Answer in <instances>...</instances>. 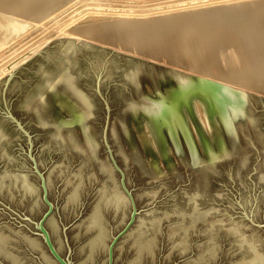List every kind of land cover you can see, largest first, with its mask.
<instances>
[{"label":"water","instance_id":"95a60500","mask_svg":"<svg viewBox=\"0 0 264 264\" xmlns=\"http://www.w3.org/2000/svg\"><path fill=\"white\" fill-rule=\"evenodd\" d=\"M77 41L0 78V264H264V96Z\"/></svg>","mask_w":264,"mask_h":264},{"label":"rangeland","instance_id":"374dc122","mask_svg":"<svg viewBox=\"0 0 264 264\" xmlns=\"http://www.w3.org/2000/svg\"><path fill=\"white\" fill-rule=\"evenodd\" d=\"M5 1L2 0V2L5 3V7L7 6L6 9L4 6H1L4 3L2 4V2H0V78L27 61L30 57L42 49L50 40L60 37H69L75 38V44L78 43L77 39L80 38L138 58H142L203 78H208L210 80L212 79L213 81L219 83L264 96V91H255L249 87L238 85L237 83H227L226 81H220L216 77L212 76V68L216 72H219L221 67L226 66L225 62H221L219 58L216 57L217 53L215 52L210 55L209 58L206 56L205 58H202L197 55V57L199 56V58L196 57V59H199L197 61H201L199 64L200 66L196 64L197 66L195 65V67L193 64H190L189 57L186 53L178 51L179 53L176 52L175 57H177L180 61L182 60V62L184 61V64L175 65L174 60L170 61L169 59H165L166 57L160 53L161 51L158 50V48L156 49V47L153 45L154 51L152 43L150 41H144V36L139 30V32H136L137 30L134 29L136 31L131 30V32L129 30H123L118 26H111V28H113L111 31H109L111 29L110 28L107 30L102 29L99 31L100 33H89L77 31L76 29V26L78 25H90L92 24L91 22L98 20L109 22L114 20H144L164 14H177L181 11H191L199 8H207L209 6H227L240 1L248 2L253 0H49L47 3H44L43 1L39 2L38 0H33L34 2L32 0V2L28 0H14L15 2L13 0ZM7 2L10 4V6ZM30 2L31 4H29ZM38 3H40L42 7L38 6ZM43 3L44 5H42ZM25 5H28V8L30 6L33 7L28 9L27 7H24ZM34 6L36 7L34 8ZM8 7H10L11 10H9ZM12 7L16 8L17 10L14 8V10H12ZM23 7L24 9L22 10L21 8ZM25 8L29 14L25 13L27 12ZM49 8L51 9L49 10ZM5 10L10 12L8 13ZM13 11L17 12L14 14ZM31 11H34V13ZM105 30L106 33L109 31L111 34H105ZM128 31L131 32L130 34L132 36L128 34ZM101 34H105L104 36H106V39ZM98 37L104 38L98 39ZM137 37L139 40L142 38L141 40L143 41L141 43V41L137 40L138 45L135 44L136 48H133L135 47L134 43L136 42ZM145 42H147V45L149 46L146 44L144 45ZM139 44L141 51L139 47L137 51V46H139ZM150 48L152 50H150ZM148 50H150L151 53ZM157 52H159L160 55ZM212 56L215 57L213 58ZM217 59L220 61L219 64H217ZM214 61L215 63H213ZM210 62L212 63L210 64ZM220 63L225 65L220 66ZM203 65L207 67L206 69H208V71L204 69V71L202 70L199 72V68L203 69Z\"/></svg>","mask_w":264,"mask_h":264},{"label":"bare ground","instance_id":"6f19581e","mask_svg":"<svg viewBox=\"0 0 264 264\" xmlns=\"http://www.w3.org/2000/svg\"><path fill=\"white\" fill-rule=\"evenodd\" d=\"M38 1L47 3L49 0ZM0 2H2V0ZM31 2L29 4H31ZM3 3L4 2H2V4ZM44 3L42 5H44ZM39 4L40 3H38L37 5L41 6V4ZM1 6L5 7V3ZM24 7L28 8V5H25ZM24 7L21 9L23 10ZM30 7L28 9H30ZM35 7L36 6H34V8ZM8 8L9 10H11L10 7ZM13 8L14 7H12V10H17L16 8ZM50 9L51 8H49V10ZM5 11L8 13L10 12L7 10ZM2 12L4 13L3 10ZM13 12L15 14L17 11ZM31 12L34 13V11ZM25 13H28V11ZM91 23L92 24L90 25H78L76 26V29L77 31L89 33H96L101 31L102 29L107 30L110 29L111 26H118L123 30L129 31H133L134 29H136L137 31H134L142 32L144 41H150L152 43V47L154 45L156 49L158 48V50L161 51L159 52L166 57L165 59H169L170 61L174 60L175 65L184 64V61L182 62V60L180 61L177 57H175L176 52L178 51L186 53L189 57L190 64H193L194 66L196 64L199 65L201 61H197L199 60L196 59L197 55L202 58H205V56L209 58L210 55L215 52L217 53L216 57L219 58L221 62H225L226 66H224L225 64L223 65V63H220V66L223 65L224 67H221L220 69L222 70L219 69V72H216L212 68V76L216 77L220 81H226L227 83H237L238 85L249 87L255 91H264V0H253L248 2L240 1L238 3L230 4L227 6H209L207 8H199L191 11H181L177 14H164L158 17L155 16L154 18L144 20H114L111 22L98 20ZM112 29L113 28H111L109 31H111ZM106 30L105 34L110 33L109 31H107L108 33H106ZM131 32H129L128 34L131 35ZM104 37L106 39V36ZM138 37L134 45L137 44V40H139ZM99 38L101 37H98V39ZM141 39L139 41H141L142 43L143 40ZM145 44L147 45L148 43L145 42L144 45ZM138 47L140 49V44L139 46H137V51ZM133 48H136V45ZM150 50L152 49L150 48ZM150 50L148 51L151 53ZM142 51L145 52L144 50ZM159 52L157 53L159 54ZM199 56L197 58H199ZM216 61L217 64H219L220 61H218V59ZM211 63L212 62H210V64ZM213 63H215V61ZM206 68L207 67L205 66L203 67V69L199 68V72H201L202 70L204 71V69ZM206 70L208 71V69Z\"/></svg>","mask_w":264,"mask_h":264},{"label":"flooded vegetation","instance_id":"af4514ba","mask_svg":"<svg viewBox=\"0 0 264 264\" xmlns=\"http://www.w3.org/2000/svg\"><path fill=\"white\" fill-rule=\"evenodd\" d=\"M183 98V97H182ZM234 125V124H233ZM212 130L215 132L218 130V125L213 124ZM220 130V129H219Z\"/></svg>","mask_w":264,"mask_h":264}]
</instances>
